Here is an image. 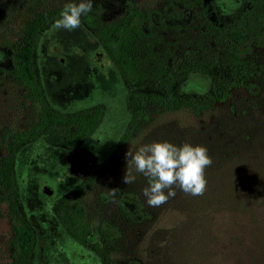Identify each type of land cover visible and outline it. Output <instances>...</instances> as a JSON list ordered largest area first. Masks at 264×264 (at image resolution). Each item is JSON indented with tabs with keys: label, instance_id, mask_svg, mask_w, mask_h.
I'll return each instance as SVG.
<instances>
[{
	"label": "rangeland",
	"instance_id": "obj_1",
	"mask_svg": "<svg viewBox=\"0 0 264 264\" xmlns=\"http://www.w3.org/2000/svg\"><path fill=\"white\" fill-rule=\"evenodd\" d=\"M207 1L223 16L242 5V0ZM70 2L79 0H0V44L5 39L12 40L32 13L61 8ZM167 2L92 0V9L99 8L100 18L106 22L119 17L128 4L141 10L160 11ZM55 21L39 35L33 67L45 98L58 111L67 113L96 105L103 108L99 125L81 145L89 152L92 164H101L110 157L127 123V88L82 23L69 31L57 29ZM193 29L194 23L178 37L169 34L166 41L176 37L183 48L186 40L195 37ZM3 54L0 50L1 62L5 61ZM245 57L258 70L254 79L258 86L256 94L235 89L226 101L199 114L147 106L110 170L86 189L82 206L92 228L88 240L100 242L96 233L100 221L114 224L120 235L107 249L115 264H249L251 260L243 259V247L264 245V210L250 201L259 194L254 188L257 184L264 193V44L252 45ZM208 84L205 76L191 74L176 88V94H202L208 90ZM33 111L25 91L0 74V138L7 129L23 128L32 119ZM161 141L208 149L213 163L205 169L207 187L203 195L192 196L176 188L174 198L159 207H150L142 194V189L148 186L142 174L137 173L131 184L123 182L126 152L135 151L141 144ZM68 152L38 139L21 148L15 159L22 210L37 237L34 264H100L90 251L63 232L52 213L55 198L78 183V178L68 170ZM252 180L254 185L247 187ZM112 189H116L114 193ZM124 192L138 196L148 219L136 224L121 219L116 199ZM246 208H250V215L243 212ZM9 234L2 205L0 264H9L6 250ZM250 264H264V257Z\"/></svg>",
	"mask_w": 264,
	"mask_h": 264
},
{
	"label": "trees",
	"instance_id": "obj_2",
	"mask_svg": "<svg viewBox=\"0 0 264 264\" xmlns=\"http://www.w3.org/2000/svg\"><path fill=\"white\" fill-rule=\"evenodd\" d=\"M63 8L32 13L12 40L5 39L0 44L5 58L0 61V74L21 87L34 108L32 119L23 128L7 129L0 138V207L5 206L10 227L6 240L9 264H34L37 244L35 231L22 210L15 177V159L21 148L43 139L48 145L79 155L88 175L55 199L52 213L63 232L90 251L100 264H115L107 248L120 235L119 229L100 221L96 227L100 242H89L92 228L82 198L91 183L110 170L114 158L140 124L145 108L153 105L167 112L187 110L199 114L226 101L235 89L243 88L250 95L258 91L254 82L258 70L245 56L252 45L264 44V0H242V5L228 16H223L207 0H168L160 11L141 10L128 4L119 17L106 22L101 20L99 8L92 9L81 16V23L124 81L128 113L110 157L101 164H92L90 154L81 145L99 125L103 108L96 105L67 113L58 111L45 98L33 67L40 33L60 18ZM192 23L195 37L186 40L183 48L179 47L176 37ZM172 33L176 37L166 41ZM191 74L205 76L208 90L202 94H176V88ZM246 185L252 187L254 180ZM254 188L259 194L250 201L264 210L263 187L257 184ZM116 208L121 219L128 223L149 218L138 196L130 192L118 196ZM250 211L246 208L243 212L250 215ZM263 257V244L243 247V259L251 260L249 264Z\"/></svg>",
	"mask_w": 264,
	"mask_h": 264
},
{
	"label": "clouds",
	"instance_id": "obj_3",
	"mask_svg": "<svg viewBox=\"0 0 264 264\" xmlns=\"http://www.w3.org/2000/svg\"><path fill=\"white\" fill-rule=\"evenodd\" d=\"M92 8V0L66 3L55 27L69 31L79 28L81 16ZM125 155L123 182L131 184L137 173L142 174L148 183L142 194L150 207H159L174 198L176 188L192 196L203 195L207 187L205 169L213 163L206 147L190 143L178 146L168 141L151 142L141 144L135 151L128 150Z\"/></svg>",
	"mask_w": 264,
	"mask_h": 264
},
{
	"label": "flooded vegetation",
	"instance_id": "obj_4",
	"mask_svg": "<svg viewBox=\"0 0 264 264\" xmlns=\"http://www.w3.org/2000/svg\"><path fill=\"white\" fill-rule=\"evenodd\" d=\"M119 73V72H118ZM83 150L87 151L86 149H84L83 147H81ZM88 152V151H87ZM70 154V161L68 164V170L69 172H71L72 174H74L77 178H78V182H80L81 180L85 179L88 175V168L85 167V165L82 163L79 155L75 156L73 154V152H68ZM89 153V152H88ZM85 168H83V167ZM57 198V197H56ZM55 198V199H56ZM55 201V200H54ZM54 203V202H53Z\"/></svg>",
	"mask_w": 264,
	"mask_h": 264
}]
</instances>
